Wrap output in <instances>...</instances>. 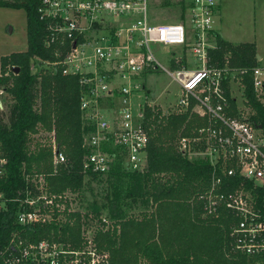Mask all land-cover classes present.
<instances>
[{
	"label": "built area",
	"instance_id": "obj_1",
	"mask_svg": "<svg viewBox=\"0 0 264 264\" xmlns=\"http://www.w3.org/2000/svg\"><path fill=\"white\" fill-rule=\"evenodd\" d=\"M186 2L185 20L154 22L149 0H39L43 44L54 59L38 62L77 76L86 128L80 157L84 178L106 174L113 148L128 169L141 172L146 167V110L149 119L156 116L154 122L182 112L187 119L198 118L176 139L182 155L210 166L208 184L192 199L200 203L203 216L223 227L227 257L241 253L249 264H264V125L251 118L256 110L243 82L248 73L255 97L264 104V65H233L230 52L222 61L213 59L209 49L217 46L212 30L218 0ZM157 43L185 47L186 61L182 52H175L169 57L174 67L164 65L150 50ZM156 69L167 71L181 87L175 101L161 104L148 98L150 88L142 76ZM51 135L53 173L68 161L53 130ZM5 163L0 155V177ZM24 179L12 196L20 227L0 248V264H107L109 252L98 246L97 234L111 230L109 219L91 210L81 213L78 190L51 192L42 173H26ZM6 199L0 191V211ZM63 223L74 227L77 236L58 237ZM37 224L50 225L49 233L58 236L32 240L21 234Z\"/></svg>",
	"mask_w": 264,
	"mask_h": 264
},
{
	"label": "trees",
	"instance_id": "obj_2",
	"mask_svg": "<svg viewBox=\"0 0 264 264\" xmlns=\"http://www.w3.org/2000/svg\"><path fill=\"white\" fill-rule=\"evenodd\" d=\"M38 2L0 0V6L22 8L26 21L25 49L0 55V88L9 97L6 110L0 108V155L6 162L0 191L7 198L6 207L0 211V248L11 231L20 227L15 221L17 202L12 196L24 185L26 173H42L51 192L79 190L85 178L102 177L90 173L84 178L80 171L84 151L81 139L86 128L78 107L77 76L63 74L59 68L40 67L33 72L30 69L33 57L54 59L51 49L43 44L45 20L38 17ZM179 17L185 20L182 14ZM212 33L217 45L209 49L213 59L222 61L230 52L233 65L256 63L254 43L234 44L215 30ZM243 82L245 95L256 110L251 118L264 125V104L255 97L248 73ZM187 114H169L154 122L156 116L149 119L150 112L146 110L147 165L141 172L129 170L142 181L144 189L137 196H146L152 207L114 219L111 230L98 232V246L109 252L107 264H249L244 254L232 257L224 254L223 227L218 220L203 216L200 203L192 199L208 184L210 166L203 159L182 155L176 147L177 136L189 132L194 121L199 122L198 118L187 119ZM38 129L47 131L49 137L53 130L55 142L66 156L68 164H61L57 172L52 173L50 143L31 142V135ZM111 154V164L103 177L121 178L127 166L118 149L113 148ZM97 211L95 208L93 213L99 214ZM62 225L67 230L63 229L59 236L56 231L49 233L50 225L46 224L26 227L20 232L32 240L45 235L71 239L77 236L74 227Z\"/></svg>",
	"mask_w": 264,
	"mask_h": 264
},
{
	"label": "rangeland",
	"instance_id": "obj_3",
	"mask_svg": "<svg viewBox=\"0 0 264 264\" xmlns=\"http://www.w3.org/2000/svg\"><path fill=\"white\" fill-rule=\"evenodd\" d=\"M224 1L225 3L221 4L224 9L218 15L214 14L215 19L221 18L222 27L224 26L226 31L236 37L253 36L252 34L256 33L257 50L262 55L261 59H256V62L263 66L264 10H261L259 15L257 14L258 19L255 20L250 16L251 13H254L251 8V5H253L251 0ZM186 5V0H149V16L154 22L179 20L181 19L179 17L181 14L186 19ZM262 7L264 9L263 5ZM25 25V13L22 8L0 6V55L14 52L15 50H23L26 47ZM8 27L11 28L10 31H8ZM150 50L166 66L173 64L169 57L175 52H182L184 56L183 62L186 61V54H188L185 47H172L158 43L151 44ZM41 66L42 64H39L37 58L33 57L30 60L32 72L37 71ZM49 68L50 66L47 69ZM142 78L145 80L147 87L150 88L148 98L153 101H175L180 94L181 87L178 82L165 70L148 71ZM235 93L239 95V90L237 89ZM8 102V95L2 91L0 93V108L5 111V104ZM3 118L4 120L6 119L5 116ZM31 138L32 143L48 144L51 137L44 129H38L31 135ZM120 177H112L110 179L103 176L100 178H85L78 190L79 200L77 206L81 213L89 210L93 212L97 208V213L105 215L112 223L114 219L123 218L128 214H137L142 209H150L152 205L149 199L146 196H137V193L144 189L142 181L140 182V176L126 167Z\"/></svg>",
	"mask_w": 264,
	"mask_h": 264
},
{
	"label": "crops",
	"instance_id": "obj_4",
	"mask_svg": "<svg viewBox=\"0 0 264 264\" xmlns=\"http://www.w3.org/2000/svg\"><path fill=\"white\" fill-rule=\"evenodd\" d=\"M251 1H252V4H253V5H251L252 6L251 8H252L254 13L253 14L251 13L250 16L253 19L257 20L258 19L257 16L259 15L260 11L264 10L263 7H262V5L264 6V0H251ZM258 1H260V2H258ZM223 3H225L224 0H218L217 5L215 7V15H218L219 12H221L222 9H224V6L221 5ZM257 5H259V6H257ZM255 11H256V13H255ZM221 22H222L221 18L220 19H215L214 24H213V30H215L218 34H220V36L224 40H226V41L228 40V41H230V42H232L234 44H238V43H241V42H244V41H248V42L254 43L255 50L258 53L257 58L261 59L262 55L259 53V50H257L258 49V43H257V35H256V33L252 34L253 36L248 35V36H244V37H236L235 35H233L229 31H226L225 27L224 26L222 27ZM158 102H160L161 104H168L169 102H172V101H167V102L166 101L165 102L158 101Z\"/></svg>",
	"mask_w": 264,
	"mask_h": 264
},
{
	"label": "water",
	"instance_id": "obj_5",
	"mask_svg": "<svg viewBox=\"0 0 264 264\" xmlns=\"http://www.w3.org/2000/svg\"><path fill=\"white\" fill-rule=\"evenodd\" d=\"M10 30H11V28L8 27V31H10ZM14 69H15L14 71H16L17 67H14ZM56 150H57V149H56ZM56 150H55V151H56Z\"/></svg>",
	"mask_w": 264,
	"mask_h": 264
}]
</instances>
